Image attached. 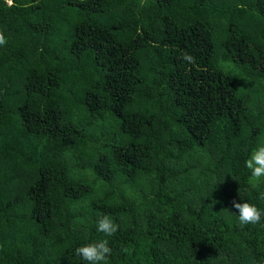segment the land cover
I'll return each instance as SVG.
<instances>
[{
    "label": "trees",
    "instance_id": "1",
    "mask_svg": "<svg viewBox=\"0 0 264 264\" xmlns=\"http://www.w3.org/2000/svg\"><path fill=\"white\" fill-rule=\"evenodd\" d=\"M13 4L0 264H89L75 248L103 239L105 264H264V217L241 225L232 207L264 211L245 167L264 142V0Z\"/></svg>",
    "mask_w": 264,
    "mask_h": 264
},
{
    "label": "clouds",
    "instance_id": "2",
    "mask_svg": "<svg viewBox=\"0 0 264 264\" xmlns=\"http://www.w3.org/2000/svg\"><path fill=\"white\" fill-rule=\"evenodd\" d=\"M8 5L14 6L13 0H7ZM7 39L2 31H0V46H4ZM182 59L191 64L195 62V58L188 53L182 55ZM245 167L250 170L251 179L254 186H258L261 178H264V142H261L249 155L245 161ZM232 207L237 210L239 223L241 225H255L261 222L264 217V211L259 209L256 205L249 202L232 201ZM97 231L102 232L107 237L113 236L119 225L113 222L108 215H102L96 222ZM107 239L98 242L90 243L87 245L75 248V254L88 261L89 264H105L108 257L111 255L112 249L108 246ZM122 251L127 252L128 249L124 248Z\"/></svg>",
    "mask_w": 264,
    "mask_h": 264
}]
</instances>
